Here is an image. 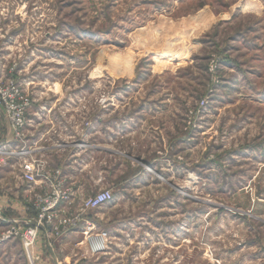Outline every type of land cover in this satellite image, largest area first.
Here are the masks:
<instances>
[{
    "label": "rangeland",
    "instance_id": "1",
    "mask_svg": "<svg viewBox=\"0 0 264 264\" xmlns=\"http://www.w3.org/2000/svg\"><path fill=\"white\" fill-rule=\"evenodd\" d=\"M0 69L139 116L96 262L264 264V0H0Z\"/></svg>",
    "mask_w": 264,
    "mask_h": 264
},
{
    "label": "crops",
    "instance_id": "2",
    "mask_svg": "<svg viewBox=\"0 0 264 264\" xmlns=\"http://www.w3.org/2000/svg\"><path fill=\"white\" fill-rule=\"evenodd\" d=\"M5 78L0 69V83ZM31 90L33 105L27 112L21 138L14 134L0 109V172L1 179L5 177L0 189L11 191L0 192V234L6 229L11 232L19 222L36 221L38 197L48 194L55 184L71 194L59 207L58 219L79 215L82 201L91 196L85 191L112 190L123 183L115 175L121 160L127 165L133 154L122 152L120 146L134 142L136 136L116 131L127 123L131 126L136 111L126 122L121 120L119 108L109 102V107L98 108L90 115L83 96L89 93L86 87L40 86ZM129 90L131 87L118 89L116 94H127ZM35 161L43 162L44 169L35 183H29L24 179L23 167ZM104 209L87 212L76 228L61 230L59 236L53 227L43 228L31 254L22 241L11 236L0 243V256L7 258L2 264H100L95 260L105 253L94 252L84 232L90 226L93 237L105 234L103 226L108 217Z\"/></svg>",
    "mask_w": 264,
    "mask_h": 264
},
{
    "label": "built area",
    "instance_id": "3",
    "mask_svg": "<svg viewBox=\"0 0 264 264\" xmlns=\"http://www.w3.org/2000/svg\"><path fill=\"white\" fill-rule=\"evenodd\" d=\"M33 100L26 97L19 89L14 81H10L5 85H0V109L3 110L14 134L22 137V131L27 125V112L32 107ZM44 169L43 162H31L23 167L24 179L29 183H35L37 178L42 175ZM70 191L64 190L61 185L52 186L48 194L38 197V216L36 221L27 229L22 231L12 230L7 234H0V243L11 236H19L25 246V249L31 254L37 242L40 231L46 227H53L56 230V236L60 235L61 230L68 231L78 226L80 218L89 211L102 208L110 203L113 199V193L110 190L100 191L90 197L85 198L79 210V215L74 217H63L58 219L57 211L64 201L70 197ZM91 227L88 226L84 235L89 237L91 247L94 252L103 251L106 235L102 237H93L91 235Z\"/></svg>",
    "mask_w": 264,
    "mask_h": 264
}]
</instances>
